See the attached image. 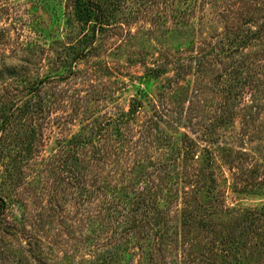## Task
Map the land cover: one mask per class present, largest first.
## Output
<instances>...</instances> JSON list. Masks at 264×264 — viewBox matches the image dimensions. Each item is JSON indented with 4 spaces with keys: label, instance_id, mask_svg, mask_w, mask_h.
<instances>
[{
    "label": "rangeland",
    "instance_id": "rangeland-1",
    "mask_svg": "<svg viewBox=\"0 0 264 264\" xmlns=\"http://www.w3.org/2000/svg\"><path fill=\"white\" fill-rule=\"evenodd\" d=\"M93 1L0 0V264H151L140 197L158 264H264V0Z\"/></svg>",
    "mask_w": 264,
    "mask_h": 264
},
{
    "label": "trees",
    "instance_id": "trees-1",
    "mask_svg": "<svg viewBox=\"0 0 264 264\" xmlns=\"http://www.w3.org/2000/svg\"><path fill=\"white\" fill-rule=\"evenodd\" d=\"M98 6L96 5V3L93 1V0H74V14H75V18L76 20L83 24V25H90L92 24V22L94 23V25H97L98 22L100 23L101 21V18H102V14H100L98 11ZM96 27V26H94ZM215 47H219L218 45ZM222 49L225 48L224 45L221 46ZM150 72H159L161 73L162 71L159 70V68H151L150 69ZM231 75V74H230ZM235 80V79H234ZM234 83L231 85L233 86ZM236 85V84H235ZM138 101V102H137ZM141 101L138 100V98H134L133 99V102H132V106L130 108V111L128 112L129 113V116L133 115L134 113L137 112L138 108L141 106ZM35 106V107H34ZM44 108L43 104H38L37 101H32V97H29L24 103L23 105L21 106H16V107H4V109L2 110V112H6L7 114H5V121H4V124L5 125H9L12 124V118L14 120L15 116L13 117V115L15 114V112H17L18 110L21 111L22 113H27V114H32L34 113V109H40L42 110ZM13 110L14 112L10 113V111ZM23 115V114H22ZM21 115V116H22ZM127 117H125L124 119L121 117L118 119V121H122V122H126L124 120H126ZM153 122L156 123V125H154L155 127H158L159 123H158V120L157 119H152ZM2 125L1 126V129H8L7 127L8 126H5V125ZM103 127V125L101 126ZM25 137V135H24ZM23 137V140L24 139ZM18 139L22 140L21 138L17 137ZM163 164V163H162ZM161 164V165H162ZM66 168V167H65ZM74 173V171H73ZM149 205V206H148ZM137 208H138V212H140L139 214H137L135 216V218L128 224L124 225L123 229L121 230L122 233H129L131 231H134L138 234V238L139 239H144V236L147 234V235H155L157 234V239L154 240L156 241L157 245H159L157 247V249L159 250V255H161V246L163 243H164V240H165V237L166 235L164 234V231L162 230V228H157L154 223H156L157 226L160 225V219L157 217V216H153V221L149 223L150 221V217H145L143 214H148L151 210V206H150V203L148 201V199L146 200L145 197H140L139 201H138V205H137ZM142 212V214H141ZM141 214V215H140ZM152 218V217H151ZM247 219H245V226H247L248 224V221H246ZM183 223H188V218L183 220ZM160 229V230H159ZM155 239V237L153 238ZM229 245H227L228 248H231V240L228 241ZM235 243V242H233ZM227 244V243H226ZM118 248L116 247L115 249H118V251L121 249V244L118 243ZM148 245V244H147ZM146 245V246H147ZM236 244H233V247L235 246ZM118 251H112V252H108V253H104L103 254V258L99 259L98 263L97 264H108L109 262V259L110 257L113 258V260L119 259L122 257L120 252ZM229 251V250H228ZM157 253H154L153 251V247H150L149 249L147 247H145V254L146 256H148L149 254V258L148 260L150 259L151 261V264H158L156 261H155V257L157 255ZM111 254V255H110ZM114 254V255H113ZM158 256V255H157ZM116 261V260H115Z\"/></svg>",
    "mask_w": 264,
    "mask_h": 264
}]
</instances>
